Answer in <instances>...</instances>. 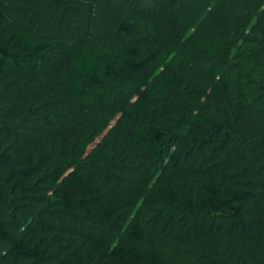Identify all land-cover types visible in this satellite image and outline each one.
Listing matches in <instances>:
<instances>
[{
	"label": "trees",
	"instance_id": "trees-1",
	"mask_svg": "<svg viewBox=\"0 0 264 264\" xmlns=\"http://www.w3.org/2000/svg\"><path fill=\"white\" fill-rule=\"evenodd\" d=\"M0 264H264V0H0Z\"/></svg>",
	"mask_w": 264,
	"mask_h": 264
}]
</instances>
